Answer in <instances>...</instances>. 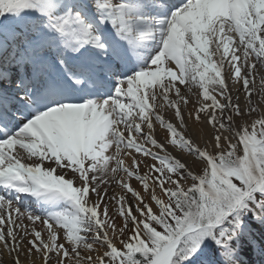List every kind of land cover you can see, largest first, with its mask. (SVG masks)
<instances>
[{
  "label": "snow or ice",
  "instance_id": "1",
  "mask_svg": "<svg viewBox=\"0 0 264 264\" xmlns=\"http://www.w3.org/2000/svg\"><path fill=\"white\" fill-rule=\"evenodd\" d=\"M0 264H264V0H0Z\"/></svg>",
  "mask_w": 264,
  "mask_h": 264
}]
</instances>
